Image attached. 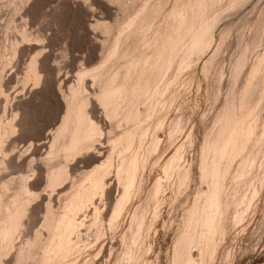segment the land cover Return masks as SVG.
<instances>
[{
  "label": "bare ground",
  "instance_id": "1",
  "mask_svg": "<svg viewBox=\"0 0 264 264\" xmlns=\"http://www.w3.org/2000/svg\"><path fill=\"white\" fill-rule=\"evenodd\" d=\"M32 1L34 2V0ZM221 1L223 2L224 0H175L173 7L167 9L165 8L166 0H108V2L116 4L119 7L122 17L117 18L114 23L96 21V25L94 24L96 27L94 28H98L101 30V33L104 34L102 35V37L104 36L103 41L101 40V58L99 64L96 65V67H93V69L90 68L87 70L86 68V70L84 69L80 71L77 83L71 85V87H69L70 89H68L69 92L62 96L64 101V113L62 118L57 125L50 128L48 133H46L47 135L45 139L49 142L43 143V145L46 146L48 144L49 147L48 153L46 154L47 158L44 156L47 160H43L42 162L43 164L50 163V165L48 166L45 164V166L48 167L43 173V179L46 183L45 189L47 186L53 189L58 186L59 183L62 182L63 184V181L66 179L68 180L69 177L72 178V182L75 184L79 181L78 179L83 178V176L85 177L82 173L80 178L77 179L75 176V179H73L74 177H72L70 173L67 162L69 159H72L73 157L76 158L80 154L87 152L92 143L96 141L95 139L101 135L103 137V134L106 135L105 137L107 142L110 143V146L112 145L113 148H120L121 153L119 152V161L118 163H115L113 155L109 154L107 155V158L104 159V156L102 157V155L99 154L98 157L100 158L97 160L101 164L95 160L100 165L98 164L93 171L87 173L85 184L77 190H69V186V188H66L67 193L65 192L63 197L67 198L65 199V202L66 200L67 202L62 209H60L62 206L59 204V197L62 196V192L59 193L61 196L58 193L59 196H56V199H58L56 202L59 204V207L57 206L58 208L54 206L56 203H53V198H49V201L46 203L32 207V203H35L36 199L34 202L32 201L34 198H37V195L34 194L35 192L33 193L32 190L34 189H32L27 176L20 175L19 177L14 178L11 173L12 175L10 176L12 178L5 180L3 179L5 176L3 178L1 177L0 264H12V260H9L7 257L13 253L12 251L14 250L16 252L13 253V258L15 257L14 260L16 264H27L28 261H31V264H79L78 261L80 260L75 261V255L81 253L82 249L85 247V243H83L84 233H82V231L84 230V227L87 228L89 222L91 228H96V231L93 229L95 231L93 237H95V240H97L98 243L100 238L105 236L103 232L106 229L103 228L106 223V221H104L106 220L105 216H112L114 219V221H112V218L110 221L107 219L110 231L121 221V219L124 220L123 217L125 218L127 212H129L128 208L132 204L133 199L136 198L137 201V197L143 194L147 182L145 176L147 174L145 173L148 171L146 172V170L148 166L152 164L154 154H157L162 145V136H159V131L162 130L160 132H163L162 128L165 126L166 121L170 119H167L168 116L165 114L169 113L168 115L170 116V113H172L171 111H173L176 106L174 103L176 96L171 95L173 84L193 65H197L203 61L205 54L208 53V51H211L209 47L213 43H216L217 29L215 24L217 23L219 16L217 8L222 4L220 3ZM229 1H231V6L233 7L243 0ZM17 2L21 3L18 4ZM17 2L16 6H22L20 4H23V2L24 4H28L29 0H19ZM12 3L13 1L11 2V5ZM36 3L34 6L35 8ZM7 4L8 2L6 5ZM26 6L30 5H25V7ZM25 7L22 6V9L19 8L18 11L22 12ZM1 9L2 7L0 10ZM3 9H5V6ZM13 11L15 12V10ZM13 11H11V13H13ZM16 12L13 13L15 16ZM13 14L11 15L13 16ZM21 16V18L24 17L23 14ZM26 17L27 16H25V18ZM29 17H27V20ZM13 18L16 17H12L11 19L9 17V20L7 19L8 28L5 27V25H7L6 22L4 23L5 25L3 24L5 27H3V29H5L6 33H8L7 29H9L14 22ZM25 18L21 20L26 21ZM1 21H3V18ZM38 23L39 22H37V24ZM33 24L35 25L34 22ZM17 25H19V23ZM23 25L24 24H22V26ZM39 25H42L41 22ZM25 26L28 27L27 24ZM19 27L17 28L20 32L21 25ZM26 29H23L20 32L23 39H28L33 36L29 34L30 30L28 31ZM15 30L16 29L11 32L15 33L18 31ZM38 34L40 33L38 32L37 36ZM40 36L41 35H39V37ZM258 36H255L254 43L251 45L257 46L258 44L259 46L261 41L258 43ZM220 38V40L223 41V34ZM37 39L40 40L39 38ZM9 44L12 50L11 51L9 48V51H11L13 55L17 54V42L13 41ZM250 48H252V46L248 47L249 50H251ZM41 49L43 48L41 47ZM248 49L245 55L246 57L250 52ZM219 50V47L216 50H213V54L210 58L205 60L203 74L205 73L207 76L210 74ZM262 51V54L257 56L259 59L256 57V61L258 59L257 63L254 62L255 65L246 72L244 77L245 81L244 84H242L243 87L242 89L240 88V93L238 92L239 96L236 97V95H234L236 98L232 96V100H226L227 103H225L226 105L224 104L225 107L223 106L221 110L222 112L220 111L221 113L218 115L217 124H214L216 125L215 129H213V132L210 130L211 133L209 132V135L207 134L204 138V142H201L202 145H200V159L197 165V171L203 187L197 191L192 204L185 210L178 229L176 228L178 231L169 264H211L215 261L219 253L218 250L222 247L220 246V240L224 239V236L227 235V231L229 230L227 224L231 221L230 217L232 220L236 217L232 212H235L236 215L238 214L237 219H241L244 213L246 215L248 212L247 209L251 203H253L252 201L256 195H258L256 194V192L259 191L257 188H255L256 190L253 189V192H256L252 194V197L250 198L246 192L245 194H241V189L243 190V188H238L240 189V195H238V192H236L237 188L234 191V186L241 187L242 181V184L248 186V183H251V180L254 178L253 175L256 174L257 170L254 172V170L257 169L256 167L264 169V120L262 119L263 114L260 113L263 106L262 104L264 103V84L260 82L262 74L264 76V50ZM11 52L8 56L11 55ZM35 55H38V53ZM246 57H243V59L239 60L237 63V68L234 71L235 75L233 74L234 84H236V81H238V78L242 76V73L244 72L242 68L244 69V63L248 62ZM39 61L40 59L38 60L37 56L28 61L29 63L24 76L25 80H32L34 81V84L41 81L45 69H42V71L41 68H43L44 65L41 67L40 64H43L46 60H43L44 62H42L41 59V63H39ZM4 64H6V62ZM7 69L6 66V70ZM2 70L3 69L0 70V95H4L8 99L9 93L6 94V89L4 90V88L7 87V83L4 88L2 85L5 83L2 82L3 76H5L3 75L5 70L3 72ZM195 75H197V73ZM87 79L88 81L89 79L92 81L93 88H95L92 93L94 94L93 99L90 96L86 85ZM187 82L184 83L186 84ZM210 90H208L209 92L207 91V93H210ZM61 94L62 92L60 95ZM180 94L181 93H179V95ZM179 97H177L178 101L180 100ZM2 98L3 100H6V98ZM92 100H94V102L96 101L97 105L102 110L101 112H103L105 116V125L108 126V130L105 129V131L107 130L106 132L102 128L103 125H100V122L97 121L98 119L95 116L97 114L94 115L95 118L92 110L89 108L90 104L92 105ZM173 103L175 106L172 110ZM94 105L93 107H96ZM159 107L167 109V112L163 115H160V113L158 114ZM15 109L17 110V107ZM20 109L21 108L18 110L20 111ZM1 111L2 110H0V112ZM262 111H264V108ZM14 112H12V114ZM17 115L20 116L21 114L15 113L11 116V119L5 118L6 120L0 118V169L2 166L6 167L7 165L5 162L8 160L4 159V154L6 153L5 148L11 146V144H9V146L7 145L8 142H5V139L8 138L7 136L12 132H15L16 134V129L24 124L21 123V118H19L20 121H16V117H18ZM179 117L181 118V116ZM179 117H176L178 120H175L174 118L172 123L170 122V127L168 128L170 139L174 136L176 130L179 131L181 121H186L185 119L180 121ZM185 123L186 122H184V125ZM184 125L181 126V131ZM22 128L24 127H21V129ZM238 129H240V131L243 130V133L240 134V132H237L239 131ZM10 138L12 139V137ZM99 139L102 140V138ZM241 139L242 141L238 142V140ZM13 140L16 139L13 138ZM16 141H18V139ZM16 141H14V144ZM100 141L98 140V142ZM5 143L8 147L6 146L4 148ZM179 149L177 151H179ZM7 150L8 153L6 154H9L11 148ZM182 154L184 153H181V156L177 154V156L175 154V156L171 155L163 165L164 170L167 173L166 175H168L166 177L167 181H170L174 176L176 177V187H174V197H176V199L179 193L184 192L182 191L183 189H189L192 183H190V180L191 178H194L192 177L194 175L193 166L196 164L194 163L193 166L187 165V162L183 164L184 156ZM61 157L64 159V163L60 164L58 160L60 161ZM102 159L103 161H100ZM45 161H48V163ZM9 163H11V161ZM31 163L33 164V162ZM41 169H45V167ZM112 173H114L112 176H115L113 180H116L123 187L122 192L116 199H112L114 190L110 187L108 181ZM78 176L79 174L77 177ZM256 176L257 175H255V177ZM6 178L8 177L6 176ZM250 178L252 179L248 182ZM257 178L259 179L261 176ZM160 180L159 177L152 183L150 192L145 198L144 204L140 207H136V205L135 209L133 208V218L132 221L130 220V230L125 234L123 233L124 235L121 237V241L125 246L122 264H156L146 258V254L152 249L151 244L147 243L148 238L157 223L160 207L161 205H164L163 196H165V186H168V184H162V180ZM68 184L69 183H67V185ZM70 184L72 183L70 182ZM120 184L119 186H121ZM249 185L251 186V184ZM71 187L73 188V186ZM259 188L261 189V186ZM249 189L251 188L249 187ZM54 190L56 191V189ZM187 190H185V192ZM44 193L42 192V196L45 195ZM37 194L39 195V193ZM262 195L263 194L261 193V197ZM48 197L50 196L48 195ZM103 197L110 199L109 203L112 207L108 209V211H111H107V215H103L101 207L97 204V201ZM39 198H41V196ZM64 198H61V200ZM256 199L258 200L259 198ZM242 204L245 206H241ZM61 205H63L62 202ZM181 206L182 205L179 207ZM252 207L250 208L252 209ZM88 208H91V217H93L91 221L86 222L85 220H82V217L84 218L83 214H86ZM180 209L178 208V211ZM39 213H42L43 230L40 231L37 229V231L34 232L33 237L29 239H27V236L25 235V238L27 239H25V243H21L23 245L21 247L18 246L19 248L15 249V241L18 237L16 235L20 232L22 234L24 226H27V224H25V218L27 220L29 214L32 218L36 217ZM109 213H111V215H108ZM238 223H240V221ZM29 226L30 225H28V227ZM167 226H169V224ZM114 229H116V226ZM92 242L93 244L96 243V241ZM195 248L198 249L197 252L193 251ZM92 250H89L91 257ZM84 257L86 258V255ZM85 258H83V262L85 261ZM15 263L13 262V264Z\"/></svg>",
  "mask_w": 264,
  "mask_h": 264
},
{
  "label": "rangeland",
  "instance_id": "2",
  "mask_svg": "<svg viewBox=\"0 0 264 264\" xmlns=\"http://www.w3.org/2000/svg\"><path fill=\"white\" fill-rule=\"evenodd\" d=\"M3 1L0 0V6L2 7V9L0 10V13H1L0 14V16H1L0 26L2 25L0 27V34H1L0 35V58H1L0 70L3 69L2 72L5 70L3 73V75H5V76H3V80H2V82L3 83L5 82V83L2 85L4 88L6 83H7V87H5L4 90L6 89L5 90L6 94L9 93L8 94L9 97L7 99L4 95H0V100H1L0 110H2L0 112V118L11 119L12 115H14L15 113L16 114L19 113L21 115L20 116L17 115L18 117H16V121H20L19 118H21V123L22 124L24 123L23 124L24 126L21 125V127H24V128L21 129V127L20 128L18 127V129H16V134H15V132H12L7 136L8 138L5 139V142H8L7 143L8 146H9V144H11V146L8 147L5 143L4 148L6 146L8 147V148H5V152L8 153L7 149L11 148V150L9 151V154H6V153L4 154L5 155L4 159L8 160V161L5 162L7 164V165L5 164L6 167L2 166L0 169L1 170L0 171V178L1 177L3 178L5 176V178H3V179L6 180V179H9L12 177L17 178L20 175H25L28 177V179H29L28 181H30L29 183L31 184L32 189H34V190H32L33 193L35 192L34 194L37 195V198H34L32 201V202H34V200L36 199L35 200L36 204L31 202L33 205V206L31 205L32 207H34L38 204L46 203L47 201H49L48 200L49 198H51V199L53 198V203H56V204H54V206L56 208H58L59 207L58 205L60 204V206H62V207H60V209H62L64 207V204L67 202V200L65 202V199H67V198L63 197L65 195V192L67 191L66 188L69 186L70 187V188L68 187L69 190H77L85 184L87 173L93 171L98 166V164L100 163L98 161L99 160L98 158H100V157H98L99 154L102 155V157L104 156V159L107 158V155H109V154L113 155V157H114L113 159H114L115 163H118L119 158H120V156H119L121 153L120 148H113L112 145L110 146V143L107 142V139L105 137L106 135L103 134V137L101 135V136L97 137L98 139L97 138L95 139L96 141H94L93 143H95V142L96 143L95 144L92 143V145L90 146V148L88 149L87 152H84V154H80L76 158L73 157L72 159H69V161L67 162L69 169H70V173H71L72 177H74L73 179H75V176L77 179L80 178V175H82V173L85 175V177L83 176V178L78 179L79 181H77L76 184L73 183L72 178L69 177L68 180L66 179L67 181L65 180L66 182L63 181V184L61 182L58 184V186L54 187L53 189L49 188L48 186L45 189L46 183L43 179V177H44L43 173L46 171V168L50 165V163H48V161H45L48 163V164L45 163L46 165H48V166H45V164H43V162H42L43 160H47L45 158H47L46 154L48 153V147H49L48 144L45 146V145H43V143L47 142L46 141L47 139H45V138L47 135L46 133H48L49 129L52 128L53 126L57 125V123L62 118V115L64 113V109H63L64 101L62 99L63 98L62 96L69 92L68 89H70L69 87H71V85H73V84L75 85L77 83L78 75H79L80 71H82L84 69L86 70V68H87V70L90 68L93 69V67H96V65L99 64V61L101 58V53H102L101 52L102 51L101 43H102L103 38H104V36L102 37V35H104V34L101 33V30H99L98 28L95 29L96 28L95 27L96 21L114 23L117 18L122 17V13L120 12L119 7L116 4L110 3V2H108V0H88V2H87V0L86 1H83V0H34V2L38 1L37 3L35 2L36 8L34 7L35 3L32 0H29L28 4L27 3L24 4V2H23V4H20L24 7H25V5H30V6H26L25 8H23V11L21 10L22 6H19V5L16 6L17 5L16 2L19 0H11V1L3 0ZM12 1H13V3L11 5ZM7 2H8V4L6 5ZM17 3L19 4L21 2H17ZM174 3H175V0H166L165 8L171 9V7H173ZM220 3H222V4H220ZM220 3H219L220 5L217 8V12H219V16H218L217 23L215 24V27L217 29L216 43H213L209 47L211 51H208V53L205 54L204 60L201 61L197 65H193L188 71L184 72L179 77V79L175 81V83L173 84V86L171 88V95L176 96L175 101H174L176 106L173 103V106L171 109L173 110L174 106H175V108L173 111H171L172 113H170V116L168 115L169 113L165 114L168 116V118L167 117L166 118L167 119L170 118V119L166 121V123H165L166 127L164 126L162 128L163 132H160L162 130L159 131V136L160 137L162 136L161 137L162 145L160 146V149L157 152V154H154L155 157L153 156L152 164H150L151 166L149 165L147 170H146V172L148 171L147 173H145V174H147V175H145L147 182H146V187H145L143 194L140 195L139 197H137V201H136V198L133 199L132 204L128 208L129 212H127L125 218L123 217L124 220L121 219V221L118 222L119 224L117 223V225H115L116 229H114L115 228V226H114V228L110 231L109 222L107 224V219H108V221H110L111 218L113 219V217L112 216L111 217L105 216L106 220H104V221H106V223L104 225L105 226L107 225L108 229H107V226L103 227L104 229L106 228L107 230L105 229L106 230L105 231L103 229L105 236L101 237L100 240L98 239L99 240L98 243H97V240H95V237H93L95 235L94 232L96 231V228H94V227L91 228V226L89 224L90 223L89 221H91V219L93 217V216L91 217V215H92L91 211H90L91 208H88L86 210V214L85 213L83 214L84 218L82 217V220L89 222L87 228L86 227L83 228L84 232L82 231V233H84L83 234V241H84L83 243H85V247L82 249L81 253H78V255H75V261L80 260V261H78L79 264H84V263L85 264H122L123 263L125 246L121 241V237L126 232H129V230H130L131 221L133 218V210L135 209V206L137 205L136 207H140L142 204H144L145 198L148 196V194L150 192V187H151L152 183L159 177L162 180V181L160 180L162 182V184L163 183L168 184V186L167 185L165 186L166 187L165 192H164L165 196H163L164 205L163 206L161 205V207H160V212H159V217H158L157 223L155 224L154 229L151 231L149 238H148L147 243L151 244L152 249H150L148 251L149 253L147 252L148 255L146 254V258H148L151 262H155L156 264L157 263L158 264H169L170 263V259H171V255L173 252V247H174V243H175V239H176V235H177V231H178L177 229H178V227L181 223V220H182L181 218L183 217L185 210L192 204L193 199H194L197 191L201 187H203L202 186L203 184L201 183V181L199 179V173L197 171V165H198L199 159H200V145H202V143L204 142L203 141L204 138L207 136V134L210 132V130H212V132H213V129H215L216 125H214V124H217L218 115L222 112L221 110H222L224 104L227 103L226 100L227 99H229V101L232 100L233 99L232 96H234V95H236V97L239 96V93L243 87L242 84H244V81H245L244 77H245L246 72H248L249 69H251L255 65V63H257V61L259 59L257 56H260L263 52L262 50H264V0H243L238 5L233 6V7L231 6V1H229V0H224L223 2L221 1ZM8 5H9V7H8ZM10 5H11V7H10ZM4 6H5V9H3ZM30 7H32V8H30ZM13 8H15V9H13ZM19 8H21L20 10L22 12L18 11ZM26 8H28V9H26ZM10 10L11 11L15 10V12L17 11L16 16L13 14L15 12L13 11V13H11ZM18 12H20V13H18ZM11 14H13V16ZM22 14L24 16L23 18H25V16H27V17L30 16L29 17L30 19L28 18V20H27V17H26L25 18L26 21H22L21 20V19H23V18H21ZM2 15H3V17H2ZM10 15L12 17H16V18H13L14 22L15 21L16 22H15V26H14V22H13V24H12L13 26L11 25L12 27L10 26V28L7 29L8 33H6L5 29H3V27L5 25L4 23L6 22L7 25H5V27L8 28V22H7L9 20L8 18L9 17H10V19L12 18ZM37 15H38V17H37ZM2 18H3V21H1ZM40 18H42V19H40ZM36 20H37V22H39L38 24H37ZM17 21H18L19 25H17L18 24ZM32 21L35 23V25L33 24ZM40 22L42 25H39ZM22 24H24V25L22 26ZM26 24L28 27L25 26ZM20 25H21L20 32L23 29L27 28L26 30H28V31L30 30L29 31L30 33L29 32L28 33L30 35H33V36L28 38V39H23L20 35L18 28H17ZM39 26H40V28L41 27L42 28L40 29ZM22 27H23V29H22ZM13 28L18 30V31L15 30L16 31L15 33L11 32V31H14ZM19 29H20V27H19ZM8 30H10V31H8ZM4 32H5V34H4ZM38 32L40 34H38V36H37ZM222 34H223V41L220 40L221 39L220 37ZM17 35H20V36H17ZM39 35H41V36L39 37ZM4 36H7V37H4ZM255 36H258V43L261 41L259 43V46H258V44H257V46L251 45L252 43H254L253 41H254ZM36 37L39 38L40 40H38ZM33 39H34V41H33ZM19 40H21L22 42ZM13 41L17 42L18 53L20 50L19 54L17 53L15 55H13L11 52L12 50H11L9 43L10 42L12 43ZM37 43L39 46L37 45ZM34 44H35V47H34ZM250 45L253 48V49L250 48L251 50L248 49V47H251ZM19 47L22 49H20ZM37 47H38V49H37ZM41 47L43 49H41ZM218 47L220 48V50H219L218 55L216 56V58L214 60L210 74L207 76V75H205V73L204 74L202 73L204 62L206 59L210 58V56L213 54V50H216ZM9 48L11 51H9ZM23 48H24V50H23ZM247 49L250 52L248 51L249 53H248V56L246 57L245 55L247 53ZM10 52H11V55L13 56V59H12L11 55L8 56V54H10ZM22 53H23V55H22ZM36 53H38V55H35ZM7 56H8V59H7ZM35 56H37L38 60L40 59L39 63H41V59H42V62H44L46 60L45 61L46 63L44 62L43 64L42 63L40 64L41 67H42V65H44L43 68H41V70L45 69L44 71L42 70L44 75H42V79L40 82H36L34 84L33 83L34 81H32V80H25L24 76H25V71H26L27 65L29 63L28 61H30ZM243 57H246L248 62L245 61L247 63H244L245 64V66H243L244 69L242 68V70L244 72L242 73V76H240L238 78V81H236V84H234V82H233V80H234L233 76L235 75L234 71L237 68V63L239 62V60L243 59ZM256 57L258 58L257 61H256ZM7 61H8V63H7ZM5 62H6V64H4ZM6 66L8 68L7 70H6ZM49 72H50V74H49ZM196 73H197V75H195ZM263 77L264 76L262 74V78L260 79V82L264 84ZM43 78H44V80H43ZM5 80H8V81H5ZM184 82H187V83L185 84ZM86 83H87L86 85L88 87V91L90 93V96L93 99L94 94H92V93L95 90V88H93V83H92V81H90V79H89V81L87 79ZM181 86H183V87H181ZM210 88H211V90H210ZM213 88H214V90H213ZM179 89H181V90H179ZM184 89H185V91H184ZM208 90H210V93H207ZM7 91H9V92H7ZM61 92H62V94L60 95ZM177 92H178V94H177ZM173 93H174V95H173ZM179 93H181V94L179 95ZM263 94H264V91H263ZM213 95H215V96H213ZM2 97L6 98L7 102L5 99L3 100ZM177 97H179V99H180L179 101L177 100ZM2 100H3V102H2ZM11 100H12V102H11ZM4 102H6V103H4ZM263 102H264V100H263ZM91 103H92V105L90 104L89 108H90V110H92L93 116L95 114H97L95 116L98 119L97 121L100 122V125L101 124L103 125V127L102 126L101 127L104 129V131H105V129L108 130V126L105 125L106 124V122L104 120L105 116H104L103 112H101L102 111L101 108L97 105L96 101L94 102V100H92ZM9 105H11V106H9ZM15 105L17 107V110L15 109L16 108ZM93 105L96 107H93ZM262 105H263L262 106V110H263L264 103ZM18 107L21 108L20 111L18 110L19 109ZM161 108L162 107L158 108L157 113L158 114L160 113V115H163L164 113L167 112V109L162 108V110H161ZM13 109H15V110H13ZM95 110H96V112H95ZM261 111H260V113L264 115V111H262L263 113ZM12 112H14V113L12 114ZM263 115H262V119L264 120ZM179 116H181V118ZM176 117H179L180 121L182 119L186 120V121H184V120L181 121L180 128H182L181 126L184 125V122H186V123L183 126L182 131L179 128V131L176 130L174 136L170 139L168 128L170 127V122L172 123V120L174 118H175V120L176 119L178 120V118H176ZM22 118L24 121L22 120ZM182 122H183V124H182ZM105 127H107V128H105ZM242 129H243V127H242ZM21 130H23V131H21ZM238 130L239 131H237V132H240V134L243 133L242 132L243 130H241V131H240V129H238ZM23 132H25V133H23ZM18 135H19V137H18ZM9 136L12 137V139ZM13 138L16 140L18 139V141L13 140ZM99 138H102V140ZM98 140L99 141L101 140V141L98 142ZM14 141L17 142V145H16V142L14 144ZM239 141H242V139L238 140V142ZM11 142H13V143H11ZM13 144H14V146H13ZM178 149H179V151H177ZM176 151H177V153H176ZM180 152L184 153V154H182L184 156V159L182 162L183 164L185 162H187L186 163L187 165H192V166L194 165V163H196V164L193 166V169H194L193 174L194 175L192 177H194V178L193 179L191 178V180H190V183L192 182L193 184L191 183L189 189L185 188V190L188 189L186 192L183 189L182 191H184V192L178 194V196H177L178 200H177L176 197H174V189H175L174 187H176V177L174 176L173 178H171L172 180L170 179V181H167L166 177L168 175H166L167 173L165 172L163 165L169 159V157L171 155L175 156L177 154V155L181 156ZM7 155H9V156H7ZM44 156H46V157L44 158ZM96 156H97V158H96ZM31 158H32V160H31ZM176 158H178V157H176ZM12 159H13V162H12ZM63 160L64 159L61 157L60 161L58 160V162H60V164L64 163ZM95 160H97L99 163ZM10 161H11V163H9ZM100 161H103V159ZM155 161H157V162H155ZM192 161H194V162H192ZM31 162H33V164ZM58 162H56V163H58ZM44 167H45V169H41ZM256 168L257 169L254 170V172L257 170L256 174L253 175L254 178L253 179L250 178L248 180V182H249L252 179L251 183L249 182L248 186H247L245 184H242L243 183V181H242L241 187H235L234 186V191L237 188L236 192H238V195H240L239 194L240 189H238V188H243V190L241 189V194H245V192H246V194L250 198V197H252V194H254L256 192V191L253 192V189L256 190L255 188H257L259 191L257 190L258 192H256V194H258V195H256V197L252 201L253 203H251V205L249 206L248 209L250 211L247 209L248 212L246 211L247 212L246 215L244 213V215L241 217V219H239V218L237 219L238 214L236 215L235 212H232V214L236 216V217H234V219L235 218L236 219L232 220L230 217V220L232 222L229 221L228 222L229 224H227V226H228L227 228L229 229L227 231L228 236L226 235V236H224V239L220 240V246H222V247H220V249L218 250L219 253H218L217 258L211 264H264V193H263L264 192V189H263V187H264V185H263L264 184V169L260 168V167H256ZM258 168H260L261 170ZM78 174H79V176L77 177ZM10 175H12V177ZM112 175H114V173H112L110 175V177H109L110 179L108 181H109L110 187H112L114 190L112 199H116L120 195V193L122 192L123 187L116 180H113L115 178V176L113 177ZM255 175H257V176L255 177ZM6 176L8 178H6ZM260 176H261V178L258 179L257 177H260ZM111 178H112V180H111ZM262 179H263V181H262ZM70 182L72 184H70ZM165 182H168V183H165ZM173 182H174V184H173ZM67 183H69L71 186H73V188L69 184L67 185ZM61 184H62V186H61L62 188L60 187ZM119 184L121 186H119ZM249 184H251V186ZM244 185L247 187H245ZM238 186H240V185H238ZM260 186H261V189L259 188ZM58 187H60V188H58ZM249 187L251 189H249ZM49 189L52 191H50ZM54 189H56V191ZM167 190H168V192H167ZM53 191H54V193H53ZM36 192L39 193V195ZM42 192L43 193L45 192L44 194L45 195L47 194L46 195L47 197L45 195L42 196ZM60 192H62L61 193L62 196L59 194ZM236 192H234V193H236ZM51 193H53V194H51ZM57 193L61 196V197H59L60 198L59 204H58V202H56V201H58V199H56V198L59 196ZM184 193H186V194H184ZM261 193L263 194L262 197H261ZM48 195L50 197H48ZM179 195H180V199H179ZM40 196H41V198H39ZM188 197H189V199H188ZM61 198H64V199L61 200ZM171 198H172V200H171ZM256 198H259V199L257 200ZM185 200L186 201L188 200V201L186 202ZM60 201L63 203V205H61ZM109 202H110V199L107 197H103L102 199H99L97 201V204L101 207V209L103 211V215L104 214L107 215V213L111 211V210L108 211V209L112 208L110 206L111 204ZM181 202H182V204H181ZM184 202H186V203H184ZM253 204H254V206H253ZM133 205H134V207H133ZM180 205H182L183 207L182 206L179 207ZM241 206H245V205L242 204ZM250 207H252V209ZM178 208L179 209L181 208V209L178 211ZM232 214H231V216H232ZM41 215H42V213H39V215L32 218L29 214L27 217V220L25 218V221H26L25 224H27V226L26 225L24 226V228H23L24 230H22L23 231L22 234L20 232L16 235L18 237H17V240L15 239L16 240L15 241V249L21 247L23 245L21 243H25L24 241L26 238L29 239V238L33 237V234H34V232L37 231V229L40 231L43 230V228H42L43 220H42ZM108 215H111V213H109ZM232 218H233V216H232ZM112 221H114V219ZM239 221H240V223H238ZM234 222H235V224H234ZM168 224H169V226L171 225L170 226L171 229L169 228V226H167ZM28 225H30V226L28 227ZM88 228H91V229H88ZM26 230H27V232H26ZM175 232H176V234H175ZM163 238H164V240H163ZM85 239H86V241H85ZM87 239H88V241H87ZM92 241H96L98 246L96 243L93 244ZM87 243H88V245H87ZM95 246H97V247H95ZM90 247H92V248H90ZM89 250H92V252H91L92 257L90 256ZM193 251L197 252L198 249L195 248V249H193ZM12 252L15 253L16 251L14 250ZM13 253H11L7 257L9 260H12V264H13V262L15 263V260H14L15 257L13 258V255H14ZM85 255H86V258L84 257ZM15 256H16V254H15ZM82 257L85 258L86 262L85 261L83 262ZM159 259H160V261H159ZM87 260H89V261H87ZM29 263L31 264V261H28L27 264H29Z\"/></svg>",
  "mask_w": 264,
  "mask_h": 264
}]
</instances>
